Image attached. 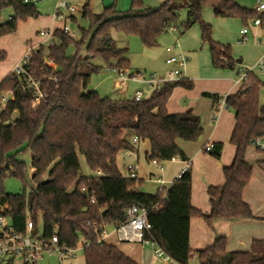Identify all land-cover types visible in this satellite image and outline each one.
Instances as JSON below:
<instances>
[{"label":"trees","instance_id":"16d2710c","mask_svg":"<svg viewBox=\"0 0 264 264\" xmlns=\"http://www.w3.org/2000/svg\"><path fill=\"white\" fill-rule=\"evenodd\" d=\"M37 1L41 0H0V39L15 34L19 23L39 19ZM204 7H210L218 19H238L244 26L260 19L264 29V14L234 0H163L158 8L132 0L127 12H119L114 0L100 14L87 4L82 17L89 26L80 29V38L74 41L58 31L56 44L49 49L41 47L27 67L47 91L37 112L32 110L31 93L19 77L11 73L0 83V95L13 97L0 112V209H5L13 233H25L30 219L33 234L38 236L41 221L45 241L56 236L59 246L74 249L83 239L88 244L83 249L85 264H138L116 246L98 243L94 226H120L126 222L128 210L139 207L147 212L151 225L145 240L155 242L178 264H191L195 258L199 264H264L263 240L252 241L248 252H229L226 237L217 238L201 251L190 247L192 219L203 220L211 230L219 221L255 219L243 199L255 168L245 161V154L255 139L264 137V107L259 101L264 83L245 71L241 60L234 59L230 45L213 40V29L203 20ZM6 10L12 15L1 22ZM183 10L187 19L180 25L181 35L198 24L213 67L246 74L238 93L225 98L226 107L235 115L230 144L236 153L233 164L223 171L225 184L208 189L209 213L192 206L191 169L168 189L148 195L136 190L143 186L142 181L125 178L117 165L119 154L136 151L134 140L151 144L146 155L149 162L159 166L175 159L187 162L177 141L196 143L204 134L201 119L191 111L169 115L167 105L175 89L191 91L193 83L187 79L168 83L140 102L101 98L97 91L88 90L92 76L103 69L94 64L96 60H102L108 69L130 71L128 49L118 47L113 33L136 37L145 48H154L159 38L178 24ZM71 46L76 49L72 56L68 55ZM6 59L7 53L0 51V64ZM50 77L57 82L49 81ZM203 97L214 104L220 99L210 93ZM222 151V144H214L208 154L220 159ZM26 152L31 154L30 168L17 160ZM79 156L85 158L93 176L81 175ZM30 170L35 171L31 182L37 191L31 188L28 195L5 192L6 174L18 179L25 189ZM15 260L3 264H15Z\"/></svg>","mask_w":264,"mask_h":264},{"label":"crops","instance_id":"0c3cea01","mask_svg":"<svg viewBox=\"0 0 264 264\" xmlns=\"http://www.w3.org/2000/svg\"><path fill=\"white\" fill-rule=\"evenodd\" d=\"M234 1L244 8L256 11L258 9L257 1L264 4V0ZM87 4L90 5V0H88ZM207 12L209 13L205 12L206 14H204L205 22L213 29V40L222 45H230L233 48L234 59L241 60L243 69L252 72L260 82L264 83V29L261 26L252 25L249 21L247 24L248 33L242 38L241 31L245 26L241 20L218 19L214 16L212 9ZM258 13L260 15L264 14V12ZM53 25L56 24L53 22ZM53 25L51 24V27H53ZM195 26L196 25L191 29H194ZM190 32H192V30ZM183 36H185V34ZM176 44L179 45V48H176L174 53L183 51L184 54H186L188 43L185 41V43L181 44V42L177 40L174 45ZM203 50L208 52L207 65L204 64L203 67H205L206 73L210 76L208 79L211 80L213 85L211 87H203L201 90L195 88V91H188L183 88L175 89L168 102L167 112L169 115H178L191 111L201 119V125L204 130L203 136L196 143H188L179 140L177 144L187 157V162L191 163L192 206L204 213H209L211 206L208 189L209 187H220L225 184L223 171L233 164L236 153L235 147L230 144L231 136L235 128V115L226 106H223L221 102L222 99L237 94L241 88V83L240 74L237 72L234 74L227 70L214 69L209 47L207 45L200 47V51ZM167 56L168 54L165 50V59ZM186 56L188 57L187 54ZM204 56L205 59H207L206 55ZM19 62L20 60L18 63ZM170 69L171 68L165 64L163 69L155 73L160 76H165ZM136 71L139 70L130 68L129 72L135 73ZM185 73L187 81L193 83V85L198 88L200 81L195 79L192 73L188 72V69ZM127 89L125 91H127ZM150 90L154 92L153 89ZM138 91L143 93V100H145L144 90H137L136 92ZM204 93L218 95L220 97L219 102L214 104L211 99L203 97ZM6 95L7 94L0 96L2 99L5 97L8 100L13 98L11 94H8L11 95V98H7L8 95ZM134 99L135 97L130 101H134ZM259 101L260 105L264 107V88L260 91ZM214 144L223 145L220 159H215L205 152L206 146H213ZM135 147L136 151L119 154L117 165L120 170L119 163L122 159L127 173L125 178L129 177L128 166H135L137 180L143 182V188L136 187V190H139L141 193L155 195L160 189H168L172 183L183 174L186 161L175 159L159 166L155 162H149L146 159V155L151 151V144L148 141H138ZM250 148L246 151L245 161L250 165L256 163L259 168H254L252 181L246 188L243 199L245 203L250 206L255 219L238 220L234 222L219 221L215 223L214 230L209 229L203 220L192 219L189 241L193 251L204 250L213 245L217 238L226 237L227 250L229 252H248L251 248L252 241L258 240L253 236L252 232L254 231V226L264 221V216H259L258 209L255 208V194L257 191L255 184L256 180H264V164L262 163L264 162V152H259L253 147ZM32 171L35 173L34 170ZM159 181L161 183H159ZM149 185H154L155 190L152 192H144L143 189ZM111 237L116 238L113 235ZM259 239L263 240V238Z\"/></svg>","mask_w":264,"mask_h":264},{"label":"rangeland","instance_id":"374dc122","mask_svg":"<svg viewBox=\"0 0 264 264\" xmlns=\"http://www.w3.org/2000/svg\"><path fill=\"white\" fill-rule=\"evenodd\" d=\"M76 7L79 9V13L76 15V21H68L67 25L70 29L76 33L77 39L80 38V29L88 28V22L82 17V9L87 4L88 0H72ZM145 7L158 8L161 6L163 0H142ZM114 3V0H90V9L95 14H100L104 8L110 7ZM36 7L40 13V17L37 20H29L27 23H19L18 30L15 34L9 35L0 39V51L7 53V59L5 62L0 64V83L12 72L14 66L21 60L29 51V45H36L40 43V38L38 33L53 25V15L55 12L56 0H41L37 1ZM132 0H116L117 10L120 12H127L131 8ZM207 11H211L210 7L203 8V20L205 21ZM206 12V13H205ZM12 15L11 10H6L1 18V22H7L9 16ZM208 15V14H207ZM187 19V11L183 10L179 13L178 24L176 32H168L167 34L161 36L158 41V46L154 48H145L141 41L132 36H127L123 33H113V39L117 42L119 48H127L128 55L127 59L130 62V66L133 70H139L136 72H144L147 74L157 73L160 69L165 66V50L172 47L177 40L181 44L188 43L187 52L188 55V72L192 73L195 79L200 81V85L195 87L201 90L203 87H211L213 84L210 76L206 73L204 64L208 61V56L205 50L200 51V47L206 45L202 44L200 40V26L196 24L192 32L188 31L185 36L181 35L180 25ZM61 26L59 24L53 25V27ZM248 26V25H247ZM245 26L244 28H247ZM52 28V27H51ZM190 32V33H189ZM192 33V34H191ZM233 50V48H232ZM76 52L74 46L68 49V55L72 56ZM183 52V51H182ZM184 53V52H183ZM185 54V55H186ZM207 59H205V56ZM96 66H102L103 69L92 76L90 85L88 87L89 91H97L101 98H109L111 100H127L130 101L135 97L137 90H144V99H150L154 92L147 89L143 84L129 83L127 91H118L114 88V83L116 81V75L113 73V69H108L102 62V60L94 61ZM207 65V64H206ZM209 65V64H208ZM212 68V65H211ZM210 68V69H211ZM186 69V70H187ZM215 69V68H214ZM236 73L235 71H229ZM186 74V73H185ZM8 95V94H7ZM6 95V96H7ZM7 98H11L8 95ZM6 103L0 96V112L5 108ZM251 149V148H250ZM17 160L23 162L28 168L31 167V154L26 152L17 157ZM81 175L84 177L93 176L92 172L89 170L86 160L83 156H79ZM256 168H259L256 163H254ZM120 172L127 175L124 162L122 159L119 163ZM33 171L30 170L29 176L31 177ZM7 177L4 180V190L9 195H28L31 191L30 187L23 188L22 183L14 178L10 177V174H6ZM256 194H255V208L258 209L259 216H264V180H256ZM143 188V186H142ZM155 190L154 185L146 186L143 191H153ZM253 236L260 240H264V221L259 225L254 226ZM40 235L43 232V224L39 223ZM111 231L112 227H108ZM108 244L116 246L122 253L134 260L138 264H161L158 259L155 258L152 250L150 248H144L140 244L135 243H121L118 242L116 238L111 237L107 241ZM59 251L53 250L44 252L43 257L38 261V264H85L84 252H83V241L80 240L77 245L76 259L66 260L64 262L59 261ZM3 264V263H0ZM15 264H24L21 258L15 261ZM191 264H199L198 260L195 258Z\"/></svg>","mask_w":264,"mask_h":264},{"label":"built area","instance_id":"2783aa9c","mask_svg":"<svg viewBox=\"0 0 264 264\" xmlns=\"http://www.w3.org/2000/svg\"><path fill=\"white\" fill-rule=\"evenodd\" d=\"M258 12H264V4L257 1ZM86 6V5H85ZM84 6V7H85ZM83 7V9H84ZM82 9V14H83ZM79 9L76 7L72 0H56L55 12L53 15V22L61 25L60 27H52L45 29L38 33V37L41 39L40 43L36 45H29L28 53L20 60V62L14 67L12 73L19 77L26 88L31 93V107L32 110L37 112L43 102L47 98V91L43 87V81L36 79L28 70L30 61L41 47L49 49L56 44L55 34L59 31L66 35L71 40H78L77 35L67 25L68 21L75 22L76 15L79 13ZM254 26H261V20L256 19L250 21ZM177 28L171 27L169 32H176ZM248 33V28H244L241 31V37L244 38ZM179 48L176 44L166 49L168 54L165 59V64L171 69L165 76H160L156 73L147 74L146 72L131 73L126 70L113 69V73L116 75V81L114 88L118 91H125L129 83L143 84L145 87L153 89L154 92L160 91L164 85L168 83H176L182 81L185 78V71L188 65V57L183 52L174 53L175 49ZM246 79L245 72L240 73V83ZM49 81L57 82V79L50 77ZM5 103L8 99L3 98ZM135 102L143 101V93L138 91L135 94ZM226 100L222 99V105H225ZM134 145L138 143V140L133 141ZM251 146L259 151L264 152V137L255 139ZM213 146L208 145L205 147V152L210 153ZM191 169V163L186 162L183 169V173ZM135 166H128L129 178L137 180ZM159 183H161L159 181ZM82 192H85L83 189ZM5 209H0V263L7 262L10 258H21L24 264H38V261L43 257L44 252L58 250L59 261L62 263L66 260L76 259L77 247L70 249L66 246L58 245V238L54 236L51 240L45 241L41 235L34 236V226L30 219L26 221L25 233L17 234L13 233L9 226V220L5 216ZM151 230V225L148 222L147 212L139 207H133L127 212V220L124 224L113 227L111 231L108 227L98 228L94 226V232L98 237V243L107 242L113 235L118 242L121 243H135L142 245L143 248H150L156 259L161 264H178L170 256H168L155 242L146 241L145 234ZM83 249L88 244L83 239ZM15 260V261H16Z\"/></svg>","mask_w":264,"mask_h":264},{"label":"water","instance_id":"95a60500","mask_svg":"<svg viewBox=\"0 0 264 264\" xmlns=\"http://www.w3.org/2000/svg\"><path fill=\"white\" fill-rule=\"evenodd\" d=\"M26 178H27V182L30 188H33L34 191H37V189L33 186L32 182H31V177L29 176V173L26 174Z\"/></svg>","mask_w":264,"mask_h":264}]
</instances>
